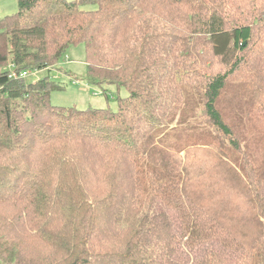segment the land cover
Here are the masks:
<instances>
[{"label": "trees", "instance_id": "trees-1", "mask_svg": "<svg viewBox=\"0 0 264 264\" xmlns=\"http://www.w3.org/2000/svg\"><path fill=\"white\" fill-rule=\"evenodd\" d=\"M17 8L0 18L2 264H264V0ZM79 46L115 111L9 78Z\"/></svg>", "mask_w": 264, "mask_h": 264}, {"label": "rangeland", "instance_id": "rangeland-1", "mask_svg": "<svg viewBox=\"0 0 264 264\" xmlns=\"http://www.w3.org/2000/svg\"><path fill=\"white\" fill-rule=\"evenodd\" d=\"M5 7V10L0 11V18L4 16H11L18 11L17 1L15 0H0V9ZM68 57V61L66 58ZM86 51L82 46L70 48L65 59L56 65V70L47 73V70H42L41 73L30 75L29 82H37L42 78L50 77L55 82H59L65 88L64 90L54 92L52 94V104L54 106L71 108L77 107L81 111H86L88 108H109L115 111L118 108L116 100L112 96H117L118 91L116 87L102 85L95 86L88 82V64L85 63ZM72 72V73H71ZM78 84H74V80ZM108 91L109 99L105 95H98L100 92ZM120 96L123 98L128 95L125 89H120ZM0 264L2 262L0 261Z\"/></svg>", "mask_w": 264, "mask_h": 264}, {"label": "built area", "instance_id": "built-area-1", "mask_svg": "<svg viewBox=\"0 0 264 264\" xmlns=\"http://www.w3.org/2000/svg\"><path fill=\"white\" fill-rule=\"evenodd\" d=\"M66 60L68 61V57L66 58ZM37 73H41V72H38V71H27V72H19L16 70L15 67L11 68V71H10V75H9V78L10 79H16V80H19V81H28V77L30 75H34V74H37ZM74 84H78V81L75 79L74 80ZM98 95H104L103 92H100V94H95V96H98Z\"/></svg>", "mask_w": 264, "mask_h": 264}, {"label": "crops", "instance_id": "crops-1", "mask_svg": "<svg viewBox=\"0 0 264 264\" xmlns=\"http://www.w3.org/2000/svg\"><path fill=\"white\" fill-rule=\"evenodd\" d=\"M15 1H17V0H15ZM2 10H5V7H4V5H3V8L2 9H0V11H2ZM72 73V72H71Z\"/></svg>", "mask_w": 264, "mask_h": 264}]
</instances>
